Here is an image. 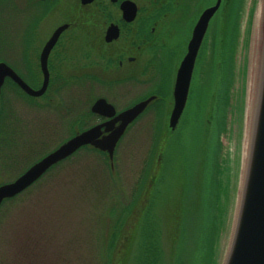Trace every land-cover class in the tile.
I'll list each match as a JSON object with an SVG mask.
<instances>
[{"label":"rangeland","instance_id":"rangeland-1","mask_svg":"<svg viewBox=\"0 0 264 264\" xmlns=\"http://www.w3.org/2000/svg\"><path fill=\"white\" fill-rule=\"evenodd\" d=\"M211 2L213 0H206L204 4ZM225 7L203 42L189 100L177 130L172 133L167 123H152V118L145 117L132 125L118 145L113 168L105 154L82 149L30 190L7 202L0 210V264H108L105 255L115 224L113 219L133 202L143 181L139 207H143L146 195L153 192L151 200L157 203L156 215L163 220L166 264H173L182 222L193 234L197 233V226L200 227L195 213L182 211L181 202L193 203L182 192L185 182L194 183L189 194L196 199L201 186L221 184L223 179L222 200L226 208L219 223L220 232L215 236L210 264H224L245 176L246 147L255 102L254 91L251 106L248 105L251 69L254 62L260 67L264 0H231ZM177 32H181L176 39L180 42L178 54L167 55L171 76L182 57L191 26L178 28ZM254 80L257 90V70ZM144 89L139 87L128 97L121 95L116 99L118 90L111 97L122 108ZM85 98L80 89L59 92L62 105L75 101L76 106H81ZM76 106L75 119L83 109ZM8 108L17 116H22L26 109L19 97L11 98ZM95 122L93 118L87 123L76 120L74 126L84 128ZM65 136L52 135L55 143L49 141L42 152L53 148ZM37 157L40 156L24 157L17 144L8 167L0 165V181L18 177L26 163ZM145 177L147 182L143 180ZM114 209L115 216L110 213ZM138 216L140 214L128 216L131 218L124 225L125 238L116 248L118 257L110 264L123 263V251L128 249L133 222Z\"/></svg>","mask_w":264,"mask_h":264},{"label":"flooded vegetation","instance_id":"flooded-vegetation-1","mask_svg":"<svg viewBox=\"0 0 264 264\" xmlns=\"http://www.w3.org/2000/svg\"><path fill=\"white\" fill-rule=\"evenodd\" d=\"M128 2L137 8L132 21L125 18ZM204 2L206 0H93L89 3L84 0H0V65L10 67L34 92L46 86L42 94L32 95L12 76L4 78L0 90V165L8 167L12 150L19 144L24 157L40 156L26 163L24 170H27L80 132L113 120L148 99L152 100L146 110L129 125L124 135L145 117L152 118V123H167L169 127L179 67L188 53L201 15L217 0L210 4ZM230 2L222 0L209 29L215 26L218 13ZM112 25L117 26L119 36L108 42L106 37ZM63 26L65 29L54 39ZM183 26H191V32L171 76L167 55L178 54L180 42L176 39L181 32L178 34L177 30ZM170 78L173 80L169 87ZM139 87L145 88L144 91L129 99L122 108L111 97L118 90L116 99L121 95L128 97ZM168 88L169 93H166ZM78 89L86 97L81 106H76L75 101L59 103L60 91ZM15 97H19L26 108L22 116L12 115L8 108L11 98L15 100ZM100 99L115 107V116L93 111ZM75 106L83 107L76 119ZM92 118L95 123L75 128L76 120L87 123ZM47 135L67 136L43 153L44 146L56 140ZM91 148L86 146L79 151ZM10 181H0V185Z\"/></svg>","mask_w":264,"mask_h":264},{"label":"water","instance_id":"water-1","mask_svg":"<svg viewBox=\"0 0 264 264\" xmlns=\"http://www.w3.org/2000/svg\"><path fill=\"white\" fill-rule=\"evenodd\" d=\"M92 1L84 0L87 3ZM221 3L222 0H217L214 6L207 8L193 30L192 38L188 45V53L183 59L177 74L174 89L175 105L169 124L172 132L177 129L187 106L196 61L210 21L219 10ZM124 12L125 18L128 21H132L136 18L137 8L133 3L128 2ZM65 27L59 28L54 35V39L60 36ZM116 27L112 25L109 28L106 37L108 42L119 36ZM261 43V59L253 118L250 125L251 131L245 176L233 237L224 264H264V11ZM6 76H12L22 88L32 95H40L45 91L46 86L39 92L32 91L5 64L0 65V90ZM151 100L140 102L122 112L113 120L74 136L55 151L36 162L15 181L0 186V206L5 199L13 198L24 192L53 166L72 156L84 146L91 145L101 151L108 152L111 161H113L117 144L126 129L145 111ZM93 111L108 116L116 114L114 106L105 99L98 100L93 106ZM103 132H107L109 135H101Z\"/></svg>","mask_w":264,"mask_h":264},{"label":"trees","instance_id":"trees-1","mask_svg":"<svg viewBox=\"0 0 264 264\" xmlns=\"http://www.w3.org/2000/svg\"><path fill=\"white\" fill-rule=\"evenodd\" d=\"M227 25L224 24V32L226 33ZM225 42V41H224ZM148 178H144L147 182ZM215 178L213 177L212 180ZM185 185L182 189L187 199H191V205H185V201L181 202L183 212L195 213L199 219L197 233H191L188 226L181 224L182 234H178V245L175 249V257L173 264H210L211 255L214 248L215 236L220 232L219 223L224 217L225 206L222 196L225 193L224 179L221 184L215 182V185L199 188L200 192L196 199L190 198L191 187H195L194 183ZM144 181L142 188L134 195V200L128 205L124 211L116 218L110 241L108 242L107 255L105 260L110 264L117 256L116 250L118 243L125 238L124 225L133 217L134 214H140L138 219H134V230L127 242L128 249H125L122 264H166V253L163 240V220L156 215L157 203L151 200L153 192L146 195L143 207L140 201L142 199V190L144 189ZM144 198V196H143ZM186 199V201H187ZM113 216L116 209L110 212ZM131 215L130 218L128 216ZM132 220V219H131ZM191 247L189 248V246ZM181 248V250H179ZM191 249V250H190ZM118 257V256H117ZM186 257V258H185ZM122 259V257H121ZM187 261H190L187 263Z\"/></svg>","mask_w":264,"mask_h":264},{"label":"bare ground","instance_id":"bare-ground-1","mask_svg":"<svg viewBox=\"0 0 264 264\" xmlns=\"http://www.w3.org/2000/svg\"><path fill=\"white\" fill-rule=\"evenodd\" d=\"M261 14H262V10H261V7L259 8V11H258V15H257V27H259V31H260V28H261V25H260V21H261ZM257 70V74H258V70H259V65H255V62L253 63L252 65V69H251V95H250V99H249V104L251 106V103H252V98H253V93L255 91V94H256V82L254 80V75H255V71ZM254 82H255V85H254ZM254 104V103H253ZM248 154V147H246V156ZM246 160H247V157H246Z\"/></svg>","mask_w":264,"mask_h":264}]
</instances>
